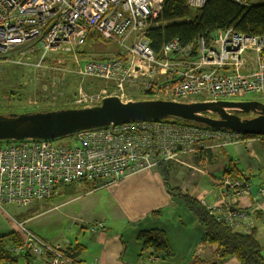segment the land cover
<instances>
[{"label":"built area","instance_id":"built-area-1","mask_svg":"<svg viewBox=\"0 0 264 264\" xmlns=\"http://www.w3.org/2000/svg\"><path fill=\"white\" fill-rule=\"evenodd\" d=\"M207 1L187 0L192 9L202 8ZM232 1L251 6L249 0ZM164 3L0 0V64L32 71H53V65H57L60 78H97L113 84V91L102 87L98 93L88 92L81 85L74 99L76 105L92 104L108 95L127 97L125 88L130 84L139 85L152 96L178 99H224L246 93L264 96V34L251 35L233 27L218 29L208 42L202 36L198 38L196 54L192 44L182 45L176 38L164 44L157 58L148 32L159 25ZM93 33L115 43L119 50L107 57L84 55ZM74 136V145L70 146L56 145L49 139L0 143V213L6 212V204L25 207L48 199L62 185L93 181L107 186L155 168L162 161H177L181 154L205 152L243 140V134L236 132L155 120L128 121ZM220 186L233 199L235 194L253 189L246 181L229 177H224ZM229 218L224 219L235 224V218ZM24 224L25 220L14 219L22 245L11 250L28 255L29 264H85L60 245L26 230ZM245 224L244 229H251V223ZM101 226L93 225L92 230ZM247 229L245 232L250 231Z\"/></svg>","mask_w":264,"mask_h":264},{"label":"crops","instance_id":"crops-1","mask_svg":"<svg viewBox=\"0 0 264 264\" xmlns=\"http://www.w3.org/2000/svg\"><path fill=\"white\" fill-rule=\"evenodd\" d=\"M196 153L181 154L179 160L169 161L171 186L188 192L218 216H226L230 210L247 211L253 219L250 222L256 237L264 245V136H243L240 142L214 146L202 155ZM228 170L231 173H226ZM224 177L242 179L253 189L229 199L219 182ZM92 191L93 224L89 228L82 227L77 235L61 234L54 242L41 239L74 252L85 264H211L218 261L216 246L201 243L205 227L183 199L167 188L156 167L130 174L107 186L97 183L87 193ZM59 192L64 193L63 188ZM231 202L236 203L229 210ZM153 211L157 213L153 215ZM26 218L25 221L29 220V216ZM100 223L102 226L93 231V225ZM245 225L237 223L236 227L241 231ZM153 228L165 231L174 251L171 258L141 252L142 243L137 235ZM11 231L22 237L14 226ZM221 264L240 263L231 257Z\"/></svg>","mask_w":264,"mask_h":264},{"label":"trees","instance_id":"trees-1","mask_svg":"<svg viewBox=\"0 0 264 264\" xmlns=\"http://www.w3.org/2000/svg\"><path fill=\"white\" fill-rule=\"evenodd\" d=\"M249 2L251 3L250 7L232 0H208L202 8L192 9L187 0H165L162 14L158 19L159 25L150 28L148 32V38L156 57H161L165 43L176 38L182 45L192 44L193 53L196 54L198 38L202 36L208 42L214 31L218 29L233 27L237 31L251 35L264 34V0L260 2L249 0ZM99 41L103 40L94 33L89 35L87 40L92 43ZM87 50H84V55L89 53ZM143 94L148 97L152 96L150 91H143ZM243 136L264 135L243 134ZM196 154L202 155L204 152L200 150ZM170 167L169 161H162L156 168L161 172L167 188L183 199L197 221L205 227L206 231L201 243L211 247L216 246L215 255L219 262L211 264H221L222 261L231 257H235L240 264H264V245L257 239L253 227L252 231L248 233L239 231L228 222L219 220L218 215L188 192H183L180 187H172L169 182ZM227 172L231 173V170ZM84 183L91 184L92 187L97 184L93 181ZM62 188L69 194L74 193V185H62L57 191H61ZM57 193L45 201L53 199ZM156 213L157 211L152 212L153 215ZM137 238L142 243L141 252H148L151 255L163 254L167 258L174 255L164 230L155 228L142 230L138 233ZM21 242V237L15 231L0 235V264H20L21 260L25 264H29L31 258L28 255L15 254L11 250L14 246L22 245ZM65 251L74 259L81 261L76 258L74 252Z\"/></svg>","mask_w":264,"mask_h":264},{"label":"rangeland","instance_id":"rangeland-1","mask_svg":"<svg viewBox=\"0 0 264 264\" xmlns=\"http://www.w3.org/2000/svg\"><path fill=\"white\" fill-rule=\"evenodd\" d=\"M253 1L260 2L262 0ZM91 45L92 42L87 43V49L89 50L87 56L94 58L107 57L119 50V47L115 43L107 41H99ZM53 66V71L41 69V71L37 69L32 71L22 67L0 64V113H23L37 110L40 107L56 109L65 107L68 104L77 106L74 99L81 85H84V90H90V92L97 91L95 93H98V89L102 87H106L109 92L113 91V84L103 79H79L74 76L60 78L59 66ZM59 78L60 81L58 82ZM125 95L135 98H143L145 96L143 90L137 84L127 86L125 88ZM197 99L205 100L207 98L197 96ZM224 99L230 101L255 99L264 101V96L246 93ZM239 114L247 115L244 112H239ZM53 141L56 145L70 146L74 145L75 136L71 134L56 138ZM223 181L224 178L220 179V184ZM75 186L74 193L72 194H69L63 188L64 193L58 192L57 196L55 195L53 199L34 202L25 207L17 204L4 205L6 212L0 213V235L11 231V227L14 226V219L24 220L28 219L26 218L28 216L29 220L25 221L24 224L25 229L34 233L39 238L48 239L52 242H54V238L60 239L61 234L68 233L72 236L74 233L77 235L78 230H82V227L89 228L93 224V191L90 193H87V191L92 188V185L77 184ZM226 197L232 198L231 196H227V194ZM75 198L77 199L73 200ZM233 205L232 202L228 204V209ZM227 217H230V220L235 218V224L233 223L232 227L237 230H239L236 227L237 223L253 222L250 214L245 210H237L235 214L227 213L226 216H220L218 219L228 222L224 219ZM228 224L231 225L229 222ZM246 229H241V231L245 232ZM247 230H250L249 232L252 231L251 229ZM211 255L213 254L211 253ZM20 264H25V262L21 260Z\"/></svg>","mask_w":264,"mask_h":264},{"label":"water","instance_id":"water-1","mask_svg":"<svg viewBox=\"0 0 264 264\" xmlns=\"http://www.w3.org/2000/svg\"><path fill=\"white\" fill-rule=\"evenodd\" d=\"M137 120L264 135V101L108 95L92 104L0 113V141L54 140L88 129Z\"/></svg>","mask_w":264,"mask_h":264},{"label":"bare ground","instance_id":"bare-ground-1","mask_svg":"<svg viewBox=\"0 0 264 264\" xmlns=\"http://www.w3.org/2000/svg\"><path fill=\"white\" fill-rule=\"evenodd\" d=\"M255 35H257V34H255Z\"/></svg>","mask_w":264,"mask_h":264}]
</instances>
